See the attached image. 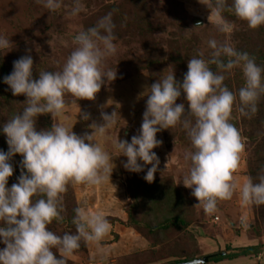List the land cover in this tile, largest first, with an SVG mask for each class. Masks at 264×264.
<instances>
[{"label":"rangeland","instance_id":"1","mask_svg":"<svg viewBox=\"0 0 264 264\" xmlns=\"http://www.w3.org/2000/svg\"><path fill=\"white\" fill-rule=\"evenodd\" d=\"M81 3L84 10L70 17L68 12L73 0H63L61 9L56 12H50L36 0H0V35L12 41L9 49L0 51V75L1 67L10 74L13 62L25 55L33 58V78H38L42 70L57 71L76 47L73 38L79 31L94 26L110 12L116 25L117 52L105 62L106 68L117 72L116 78L112 81L105 78L94 100H77L66 95L67 107L63 114L59 117L40 115L37 131L63 122L73 125L76 134L83 135L92 132L89 127L92 123H103L102 112L117 111L121 117L120 126L111 129L108 135L131 142L132 136L139 134L146 109L148 96L142 94L157 81L152 72L155 71L159 80L174 71L182 82L189 59L201 52L205 59L209 58L210 39L227 41L238 49L245 45V38L251 42L261 41L259 30L264 29V26L249 28L246 21L232 13H224L234 27L231 33H221L210 16L211 10L200 0H81ZM148 51H153L159 60L150 58L155 61L150 66L143 61ZM229 77L230 90L238 93L245 84L241 69H233ZM4 86L0 87V127L21 112L26 103L25 96H14L9 86ZM181 102H185L187 109L183 94L177 100ZM257 109L256 113L245 117L236 106L233 108L231 122L238 128L245 145L240 167L234 174L241 184L248 177L259 182L264 176V95L260 96ZM84 114H89L90 118L83 119ZM157 139L162 144L153 151L160 164L151 185L166 180L170 187L163 200L171 195L177 196L179 202L175 205L168 202L173 205L169 208L163 203V209L157 207L158 210L150 213L146 208L151 207L143 208L142 205L147 200L143 196L145 184L150 183L144 176L152 165H146L139 173L131 172L123 166L127 157L114 156L111 180L102 186L70 184L63 194L64 221H53L49 225L58 235L74 233L72 217L78 206L101 210L109 220L111 230L100 247L81 242L80 249L68 258V264H176L220 252L240 253L249 246L257 248L256 254H239L218 262L210 258L204 264H264V205L244 207L239 196L234 195L230 200L219 201L215 213L206 214L191 195V189L181 180L188 171L183 156L191 149L184 129L178 124L175 128L161 130ZM102 143L112 151L110 140H102ZM8 148L6 134L0 132V150L7 152ZM22 159L16 154L9 161L14 168L9 187L18 182ZM171 188L176 191L171 192ZM129 213H133L132 220H129ZM242 216L246 218L244 224L240 222ZM155 224L165 229L156 232L152 230ZM3 247L6 245L0 243V248Z\"/></svg>","mask_w":264,"mask_h":264},{"label":"clouds","instance_id":"2","mask_svg":"<svg viewBox=\"0 0 264 264\" xmlns=\"http://www.w3.org/2000/svg\"><path fill=\"white\" fill-rule=\"evenodd\" d=\"M211 10V18L221 33L233 31V24L224 17L227 10L249 28L264 26V0H200ZM50 12L61 9L63 0H36ZM81 0H73L68 12L76 17L83 11ZM199 25V24H197ZM112 13L97 23L79 31L73 38L76 45L57 71H39L33 78L34 61L25 55L13 62V71L3 77L14 96L26 97L25 107L2 124L8 151L0 150V264H68L81 247V242L100 247L111 226L101 210L87 206L74 209L72 223L76 231L58 235L50 230L53 221L65 217L63 194L68 186H102L111 180L113 157L123 155L126 170L139 173L146 165L144 179L152 182L160 164L154 148L162 144L157 133L175 128L184 129L191 149L184 153L188 171L182 177L183 185L202 205L206 214L218 209V202L238 195L241 205H264V176L259 182L248 177L242 184L235 173L240 167L244 142L238 128L231 122L233 108L242 116L256 113L257 102L264 95V66L246 51L237 50L227 41L210 39L209 58L198 53L188 60V71L182 82L175 72L159 78L146 92V109L138 135L131 142L108 135L120 126L117 111L102 112L103 123H92L91 133L78 135L73 125L53 123L51 128L37 131V118L43 114L59 117L66 110L65 97L94 100L107 81L117 72L106 68L107 58L117 52ZM12 41L0 35V51L9 49ZM211 65L216 66L214 71ZM240 68L245 84L237 92L224 83L225 73ZM184 95L187 102L177 103ZM237 100L239 103L237 104ZM83 119L90 118L84 114ZM121 128V127H120ZM104 141H111L109 151ZM16 154L21 174L18 182L8 186L14 168L9 162ZM142 161L143 163H140ZM26 170V171H25ZM241 217V224L245 223ZM188 264H204L199 258Z\"/></svg>","mask_w":264,"mask_h":264},{"label":"trees","instance_id":"3","mask_svg":"<svg viewBox=\"0 0 264 264\" xmlns=\"http://www.w3.org/2000/svg\"><path fill=\"white\" fill-rule=\"evenodd\" d=\"M134 10H135V13H138L136 9H134ZM224 13L229 14L231 12H228L227 10H225ZM259 32H261L260 37H262L261 38V41H262L264 39V29L261 28L259 30ZM261 41L260 40L259 41L258 40H255L254 42L253 41L251 42L250 39L248 40V39L245 38L244 39L245 45L244 46L240 45V48H238L237 50L248 52L249 54H251L252 56L255 57L256 63L258 65L264 66V42H261ZM150 58H156V60L159 61L157 59L158 57L155 56V54H154L153 51H148L146 53V56H145V58H144L143 61H145V63L147 65H149V66L152 65V64H154V62H155L154 60H153L154 62L152 60H149ZM211 67L213 68L214 71L216 70V66L215 65H211ZM152 70H154V69H152ZM149 72L151 73L152 71L149 70ZM151 74L154 75L153 76L154 81L155 80H158V76L156 75L155 71L152 72ZM6 75H8V72L5 70L4 67H1L0 87H2V86L5 85V83H3V77L6 76ZM225 75H226V79H225L224 83L230 89V85H229V82H228L230 80V77H229L230 73H225ZM241 83H242V81H241ZM241 85H243V84H241ZM168 187H170V186H168L166 180L158 181L157 183H153V185H151V182L145 184V187H144V195L143 196H145L144 200H146V199L147 200L144 201L142 207L143 208L148 207V206L151 207L150 209H147L146 208V210H149L150 213H152L151 211L157 209V207H159V209H161L162 208L161 206L164 205L163 203L168 204V202H169L170 204L171 203L172 204L174 203L173 205H175V203L179 202L177 196L171 197V195H170V197L167 200H165V201L163 200V197H165V193H166V190H167ZM172 187H173V185H172ZM172 189L173 188H171V192L176 191L175 189H173V190ZM167 197L168 196H166V198ZM173 205H169L168 204L167 207L169 208V206L172 207ZM132 218H133V213H131V214L129 213V220L130 219L132 220ZM176 219L177 218H175V220ZM136 220L138 222H140L139 219H138V217H136ZM134 221H135V219H134ZM180 222L182 224H185V222L183 220H181ZM152 227H153L152 230L155 229L156 232H158V231L160 232V231H162V230L165 229V227H162L160 224H155ZM256 252H257V248L255 246H249V247L243 248L240 251V253L237 252L235 254H226L224 252H220L219 254L213 255L211 257L210 261L218 262V261H220L222 259L230 258V257L235 256V255H239V254H243V255H253V254H256Z\"/></svg>","mask_w":264,"mask_h":264},{"label":"water","instance_id":"4","mask_svg":"<svg viewBox=\"0 0 264 264\" xmlns=\"http://www.w3.org/2000/svg\"><path fill=\"white\" fill-rule=\"evenodd\" d=\"M212 257V255H207V256H204L203 258H199V259H202L204 261V263L208 262L209 259ZM176 264H188V261L186 262H182V263H176Z\"/></svg>","mask_w":264,"mask_h":264}]
</instances>
